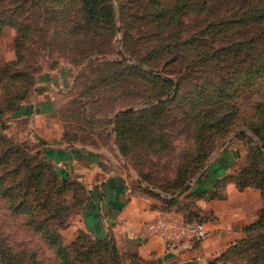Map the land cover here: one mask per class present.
I'll use <instances>...</instances> for the list:
<instances>
[{"label": "rangeland", "instance_id": "1", "mask_svg": "<svg viewBox=\"0 0 264 264\" xmlns=\"http://www.w3.org/2000/svg\"><path fill=\"white\" fill-rule=\"evenodd\" d=\"M60 137L160 196L223 158L263 203L226 264L264 263V0H0V264H106Z\"/></svg>", "mask_w": 264, "mask_h": 264}, {"label": "crops", "instance_id": "2", "mask_svg": "<svg viewBox=\"0 0 264 264\" xmlns=\"http://www.w3.org/2000/svg\"><path fill=\"white\" fill-rule=\"evenodd\" d=\"M51 99L55 102L48 96L35 102V120L42 126H46L48 116L44 111L54 103ZM49 142L44 143L45 151L57 161L62 177L76 179L86 188V199L67 230L71 237L83 229L96 239L111 240L118 264H210L216 257L224 259L222 255L246 235V225L259 217L261 190L223 183L230 172L223 158L210 163L185 191L160 196L135 189L125 172L99 149L69 145L61 137L56 143ZM188 206L196 210L191 212L193 218L205 222V238L165 241L148 227L162 211L182 218L190 216Z\"/></svg>", "mask_w": 264, "mask_h": 264}, {"label": "built area", "instance_id": "3", "mask_svg": "<svg viewBox=\"0 0 264 264\" xmlns=\"http://www.w3.org/2000/svg\"><path fill=\"white\" fill-rule=\"evenodd\" d=\"M148 227L165 241L182 237L203 239L208 235V228L204 221L185 219L163 211L149 222Z\"/></svg>", "mask_w": 264, "mask_h": 264}, {"label": "trees", "instance_id": "4", "mask_svg": "<svg viewBox=\"0 0 264 264\" xmlns=\"http://www.w3.org/2000/svg\"><path fill=\"white\" fill-rule=\"evenodd\" d=\"M228 175L229 174H227V175H225L224 177H223V183H225V182H227V177H228ZM189 186H190V184H188L187 186H186V188L183 190V191H185L186 189H188L189 188ZM182 191V192H183ZM166 198V197H165ZM166 200L167 201H170V200H168V198H166ZM189 210H190V216H188V217H186L185 219H194L193 218V215L194 214H192L191 215V212L193 213V212H195L196 213V210L195 209H191V208H189ZM261 212H262V210H261ZM261 212H260V214H261ZM199 220H201V219H199ZM260 221V220H259ZM259 221L258 222H256V223H259ZM255 223V224H256ZM255 224L253 225V226H255ZM248 227H251V226H248ZM246 229H248L247 227H246ZM97 239H95V241H96ZM96 242H98L99 244H100V246L102 245L104 248V252H105V254H106V264H118L117 263V254H116V249H115V246H114V244H112V242H111V240H101V239H98ZM99 249V248H98ZM231 250V248L228 250V251H230ZM228 251H226L225 253H224V255H222V256H226L227 255V253H228ZM232 251V250H231ZM108 261V262H107ZM223 262V264H226V259L224 258L223 259V257H216L210 264H214V263H220V262Z\"/></svg>", "mask_w": 264, "mask_h": 264}, {"label": "water", "instance_id": "5", "mask_svg": "<svg viewBox=\"0 0 264 264\" xmlns=\"http://www.w3.org/2000/svg\"><path fill=\"white\" fill-rule=\"evenodd\" d=\"M126 110H121V111H119V113H123V112H125Z\"/></svg>", "mask_w": 264, "mask_h": 264}]
</instances>
